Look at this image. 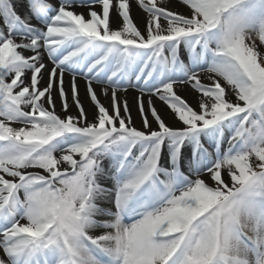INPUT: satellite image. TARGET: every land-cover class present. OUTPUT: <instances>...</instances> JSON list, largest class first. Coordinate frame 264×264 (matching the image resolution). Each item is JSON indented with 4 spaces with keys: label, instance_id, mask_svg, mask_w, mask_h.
I'll list each match as a JSON object with an SVG mask.
<instances>
[{
    "label": "snow or ice",
    "instance_id": "snow-or-ice-1",
    "mask_svg": "<svg viewBox=\"0 0 264 264\" xmlns=\"http://www.w3.org/2000/svg\"><path fill=\"white\" fill-rule=\"evenodd\" d=\"M0 264H264V0H0Z\"/></svg>",
    "mask_w": 264,
    "mask_h": 264
},
{
    "label": "bare ground",
    "instance_id": "bare-ground-1",
    "mask_svg": "<svg viewBox=\"0 0 264 264\" xmlns=\"http://www.w3.org/2000/svg\"><path fill=\"white\" fill-rule=\"evenodd\" d=\"M53 3L56 2V0H52ZM76 11L80 12V11H86V9H81V8H77ZM97 11H99V9L97 8ZM132 15L134 17V19L136 20V22L138 23L139 27L141 28V30H143L144 28V14L143 12L136 7L135 3H133L132 5ZM115 27V25H113ZM81 85H83V81L80 82ZM181 96L185 97L186 100L192 104L193 106H195L194 104V97L197 95L195 92H180L179 93ZM135 95V93L132 91V90H129V93H127V96H128V99H129V102L132 103V98L133 96ZM102 102L105 103L106 105L109 103V101L107 99H105L104 97H100ZM147 99V98H145ZM86 108H88L89 106L86 104L85 105ZM156 107L158 109H160V111L164 114V118L166 120H168L170 123L172 122L173 120V117L171 115L168 114V110L166 109V106H164L162 104V102L160 101H156ZM57 110H59V103L57 104ZM73 113H75V109L73 108L72 109ZM132 116L134 119H137V122H138V118H137V112H136V109L135 107L133 106V109H132Z\"/></svg>",
    "mask_w": 264,
    "mask_h": 264
}]
</instances>
